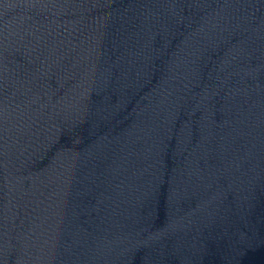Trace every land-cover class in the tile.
<instances>
[{"label":"water","instance_id":"obj_1","mask_svg":"<svg viewBox=\"0 0 264 264\" xmlns=\"http://www.w3.org/2000/svg\"><path fill=\"white\" fill-rule=\"evenodd\" d=\"M0 264H264V0H0Z\"/></svg>","mask_w":264,"mask_h":264}]
</instances>
